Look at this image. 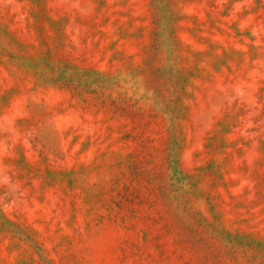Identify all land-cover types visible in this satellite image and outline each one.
<instances>
[{
	"label": "rangeland",
	"instance_id": "obj_1",
	"mask_svg": "<svg viewBox=\"0 0 264 264\" xmlns=\"http://www.w3.org/2000/svg\"><path fill=\"white\" fill-rule=\"evenodd\" d=\"M0 264H264V0H0Z\"/></svg>",
	"mask_w": 264,
	"mask_h": 264
}]
</instances>
